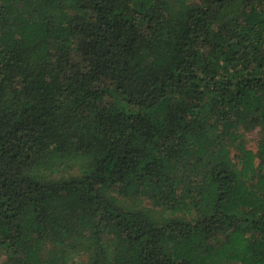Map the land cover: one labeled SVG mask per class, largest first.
I'll list each match as a JSON object with an SVG mask.
<instances>
[{
    "label": "trees",
    "instance_id": "16d2710c",
    "mask_svg": "<svg viewBox=\"0 0 264 264\" xmlns=\"http://www.w3.org/2000/svg\"><path fill=\"white\" fill-rule=\"evenodd\" d=\"M83 256L264 264V0H0V264Z\"/></svg>",
    "mask_w": 264,
    "mask_h": 264
},
{
    "label": "rangeland",
    "instance_id": "374dc122",
    "mask_svg": "<svg viewBox=\"0 0 264 264\" xmlns=\"http://www.w3.org/2000/svg\"><path fill=\"white\" fill-rule=\"evenodd\" d=\"M260 134H259V129L252 130L247 133V141H248V146L254 149H257L258 147V142H259ZM82 260L81 264H85L84 260L86 257H80Z\"/></svg>",
    "mask_w": 264,
    "mask_h": 264
}]
</instances>
